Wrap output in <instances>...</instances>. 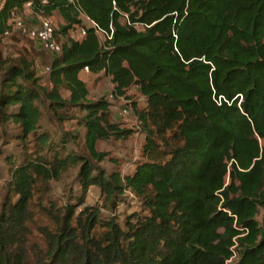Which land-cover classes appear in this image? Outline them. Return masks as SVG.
<instances>
[{
  "label": "trees",
  "instance_id": "1",
  "mask_svg": "<svg viewBox=\"0 0 264 264\" xmlns=\"http://www.w3.org/2000/svg\"><path fill=\"white\" fill-rule=\"evenodd\" d=\"M28 1L37 16L59 15L57 42L76 27L85 35L60 43L49 91L27 58L0 61V121L20 129L18 157H4L0 264H225L232 247L237 264H264V0H0V44L9 12ZM85 67L115 98L137 87L145 99L133 104L145 142L131 174L91 163L107 156L98 141L133 130L110 122L109 102L87 99ZM43 97L58 121L83 113L88 157L68 150L70 134L42 131ZM78 166L77 205L46 201ZM91 186L102 204L77 211ZM126 191L140 207L120 222Z\"/></svg>",
  "mask_w": 264,
  "mask_h": 264
},
{
  "label": "rangeland",
  "instance_id": "2",
  "mask_svg": "<svg viewBox=\"0 0 264 264\" xmlns=\"http://www.w3.org/2000/svg\"><path fill=\"white\" fill-rule=\"evenodd\" d=\"M25 22L27 27L38 24L39 18H43L33 14L30 9L22 8L17 11ZM54 29L58 30L63 21L57 13L49 18ZM86 25H89L84 21ZM67 39L79 40L77 29L70 31L67 36L60 37L59 43H63ZM100 41L103 38L100 37ZM57 55L41 50L34 40L26 35L21 34L17 29H12L10 33L2 39L0 44V61L4 66L13 62H18L20 58H27L31 61L35 71V78L38 84L46 91L51 90L50 67L52 61ZM80 79L86 84L88 90V100L98 101L104 99L109 102V120L111 123L118 125L121 129H131L133 134L125 140H115L110 138L105 141H98L95 145L97 152L106 153L107 156L102 162L92 160L94 167H98L110 174L117 172L120 175L131 174L137 163L142 160V147L145 142V135L139 131V121L133 109L135 104L137 110L145 107V99L140 94L137 87H131L126 91L125 96L115 98L112 94L113 84L108 77L102 74L93 75L89 72L82 71L79 75ZM62 99H68L69 92L65 87L60 88ZM43 104L40 109L43 112L41 119L42 131H48L52 135L70 134L74 137L68 145V150L77 155L88 157V151L85 147L84 128L79 124V120L83 116L76 108H70L68 120L58 121L54 118L51 111L48 110V101L43 97ZM20 133V129L13 123H5L0 121V198L4 195L9 178L8 165L4 157H18L19 145L14 142L13 137ZM32 147V144H30ZM114 159L116 164L108 159ZM79 166L70 168L66 171L58 181L50 184V192L46 195V201H51L57 207L67 204L77 205V198L80 195V183L78 178ZM229 179L226 178V182ZM103 195L97 187L91 186L84 199V204L79 206L80 211L85 206H99L102 204ZM140 201L132 193L126 191L122 196L120 204L117 206L115 215L122 222L128 215L138 212ZM102 217L110 216L109 212L102 208Z\"/></svg>",
  "mask_w": 264,
  "mask_h": 264
},
{
  "label": "built area",
  "instance_id": "3",
  "mask_svg": "<svg viewBox=\"0 0 264 264\" xmlns=\"http://www.w3.org/2000/svg\"><path fill=\"white\" fill-rule=\"evenodd\" d=\"M42 2H45V0H42ZM23 8L30 9L31 2H26L23 5ZM84 19L96 29V25L93 22H90L87 18ZM7 25L10 27V30H7L4 33L5 36H7L12 29H17L21 34L26 35L30 39L34 40L41 50L55 55L61 53V45L56 41L54 28L50 19L39 18L38 24L33 25L32 27H27L26 22L20 16H18L17 10L14 9L8 14ZM76 29L79 33V37L82 38L85 35V29L82 27H76ZM96 33L99 37L103 38V40L111 38L109 34L103 33L98 29H96ZM83 71L88 72V69L85 67ZM233 249L234 247H232V254L225 261V264H237L239 260L238 253Z\"/></svg>",
  "mask_w": 264,
  "mask_h": 264
}]
</instances>
